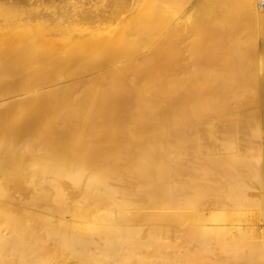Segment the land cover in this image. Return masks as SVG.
<instances>
[{"label":"bare ground","instance_id":"1","mask_svg":"<svg viewBox=\"0 0 264 264\" xmlns=\"http://www.w3.org/2000/svg\"><path fill=\"white\" fill-rule=\"evenodd\" d=\"M26 1L0 0V264H264V0Z\"/></svg>","mask_w":264,"mask_h":264},{"label":"rangeland","instance_id":"2","mask_svg":"<svg viewBox=\"0 0 264 264\" xmlns=\"http://www.w3.org/2000/svg\"><path fill=\"white\" fill-rule=\"evenodd\" d=\"M30 1H29V3H30ZM47 1H49V0H38L37 2L34 3V5L45 4V2H47ZM73 1L80 2V3H87L89 0H73ZM15 3H16V5L20 4V3L21 4H28V2L26 0H15Z\"/></svg>","mask_w":264,"mask_h":264},{"label":"built area","instance_id":"3","mask_svg":"<svg viewBox=\"0 0 264 264\" xmlns=\"http://www.w3.org/2000/svg\"><path fill=\"white\" fill-rule=\"evenodd\" d=\"M262 8L264 9V2L261 4Z\"/></svg>","mask_w":264,"mask_h":264}]
</instances>
